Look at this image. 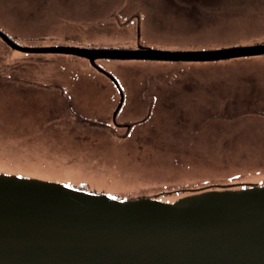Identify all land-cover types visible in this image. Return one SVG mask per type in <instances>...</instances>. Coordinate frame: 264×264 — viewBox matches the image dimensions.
I'll list each match as a JSON object with an SVG mask.
<instances>
[{"label":"rangeland","instance_id":"374dc122","mask_svg":"<svg viewBox=\"0 0 264 264\" xmlns=\"http://www.w3.org/2000/svg\"><path fill=\"white\" fill-rule=\"evenodd\" d=\"M177 1L0 0V28L29 46L264 42V0ZM98 63L123 90L117 118L140 121L123 137L109 123L118 92L86 58L0 40V171L125 195L264 182V54Z\"/></svg>","mask_w":264,"mask_h":264},{"label":"water","instance_id":"95a60500","mask_svg":"<svg viewBox=\"0 0 264 264\" xmlns=\"http://www.w3.org/2000/svg\"><path fill=\"white\" fill-rule=\"evenodd\" d=\"M0 37L20 51L86 57L99 70L97 58L215 61L264 54V42L170 50L28 46L2 30ZM0 264H264V182L204 186L166 201L0 171Z\"/></svg>","mask_w":264,"mask_h":264},{"label":"flooded vegetation","instance_id":"af4514ba","mask_svg":"<svg viewBox=\"0 0 264 264\" xmlns=\"http://www.w3.org/2000/svg\"><path fill=\"white\" fill-rule=\"evenodd\" d=\"M118 11H120V8H116ZM110 18H113V16H111ZM135 28H134V32L136 33L137 37L140 38L141 37V20H139V22L137 24L134 25ZM140 33V35H139ZM12 38V37H11ZM13 39V38H12ZM9 47V46H8ZM11 48V47H10ZM12 49V48H11ZM28 53H41V52H28ZM98 61V60H97ZM89 64L91 67H93L94 69H96L97 71L103 73L112 83V85L114 86V88L117 90L118 92V101L113 109V112L110 116V119H109V123L115 127V129H119L120 132L116 133L119 134V137H123L125 136V133L131 128V126L137 122H140V121H136V120H131V121H126V120H119L117 118V114L119 112V110L121 109L122 107V104H123V101H124V93H123V96H122V101H121V104L119 107H117L119 101H120V98H121V94L119 93V90L117 89L116 85L112 82V80L109 78V76L107 75V71H105L104 69L103 70H99L97 69L95 66H93L90 61L88 60ZM99 65V63H98ZM121 87V86H120ZM122 89V88H121ZM123 92V90H122ZM142 121V120H141ZM121 129V130H120ZM109 131V130H108ZM160 197V196H159Z\"/></svg>","mask_w":264,"mask_h":264},{"label":"trees","instance_id":"16d2710c","mask_svg":"<svg viewBox=\"0 0 264 264\" xmlns=\"http://www.w3.org/2000/svg\"><path fill=\"white\" fill-rule=\"evenodd\" d=\"M175 3H178V1L177 0H175ZM186 3H187V0H186ZM188 3H190V0H189V2ZM187 11V10H186ZM188 12H192L191 11V9L189 8V11ZM195 15V14H194ZM152 21H154V20H152ZM151 24V23H150ZM151 25H153V24H151ZM160 26H162V25H160ZM248 156L250 157V155L248 154ZM79 185H84L83 183H79ZM76 187H81V186H76ZM82 188V187H81ZM116 195H122V194H116Z\"/></svg>","mask_w":264,"mask_h":264}]
</instances>
